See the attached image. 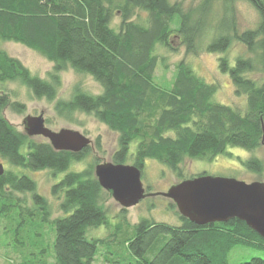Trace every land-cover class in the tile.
I'll use <instances>...</instances> for the list:
<instances>
[{
  "label": "trees",
  "instance_id": "16d2710c",
  "mask_svg": "<svg viewBox=\"0 0 264 264\" xmlns=\"http://www.w3.org/2000/svg\"><path fill=\"white\" fill-rule=\"evenodd\" d=\"M248 1L259 12L260 23L239 32L233 16L227 21L232 33L220 35L205 49L225 51L237 40L258 56V64L250 56L238 57L235 65L220 58V69L230 74L235 93L246 95L244 113L214 101L219 85L205 81L185 60L177 63L171 87L155 82L156 48L161 43L172 48V22L180 20L177 37L188 52H197L196 41L212 0L198 8L197 18L193 9L186 11L171 0H0V40L22 43L53 63L48 77L41 78L0 49V82L26 85L37 98L54 102L58 114L70 121L78 111L106 124L118 134L113 162L131 161L143 170L146 159H155L181 181L189 178L181 167L188 158L212 160L230 145L257 150L264 144V81L248 75L264 73V0ZM69 68L92 76L103 91L93 94L77 85L71 98L57 99L60 74ZM15 103L18 108L23 105ZM8 104V96L0 94V159L34 171L65 174L52 186L63 215L51 219L52 208L38 193L36 181L5 168L0 176V223L13 237L17 256L3 264H93L104 238H91L88 231L108 223L106 196L112 195L95 175L98 159L80 170L70 169L87 156L89 147L82 152L56 150L48 140H34L4 116ZM95 144L101 149V137ZM244 163L258 173L264 171L257 156ZM19 192L32 193L31 204L17 198ZM120 217L123 229H130L125 239L129 257L104 255L106 264H230L235 247L264 249V238L238 218L199 225L181 215L180 225L142 218L129 226L126 216ZM48 225L52 232L45 228ZM40 231L46 243L30 237ZM51 234L55 239L49 241ZM240 264H264V259L252 257Z\"/></svg>",
  "mask_w": 264,
  "mask_h": 264
},
{
  "label": "rangeland",
  "instance_id": "374dc122",
  "mask_svg": "<svg viewBox=\"0 0 264 264\" xmlns=\"http://www.w3.org/2000/svg\"><path fill=\"white\" fill-rule=\"evenodd\" d=\"M180 2L184 10H194V17L199 16L198 8L207 0H171ZM211 10L207 17V23L203 33L197 39V52H188L187 46L178 38L175 31L179 25L178 18L172 22L170 43L172 48L168 49L159 44L156 48L158 56V65L155 71V82L164 88H169L173 84L176 75V65L182 60L202 77L208 83H216L219 89L213 96V100L223 104L238 108L243 113L246 111V95H237L235 85L228 72L220 69V58L227 57L230 65H235L236 59L240 56L252 57L258 64V56L250 52L246 45L237 40H232L227 50L221 52L206 51V46L222 34L230 33L232 28H228L232 17H235L237 29L242 32L246 29L255 28L261 20L257 9L248 0H234L224 2L223 0H212ZM146 16L145 12L141 13ZM144 21V18H140ZM145 22V21H144ZM0 49L6 50L11 56L18 58L31 71L33 75L41 78H47L48 72L52 70L53 63L39 52L31 49L22 43L15 41L0 40ZM250 77L257 79L259 82L264 81V73L254 71L248 74ZM61 86L59 88L57 99L68 100L71 98L74 88L78 85L80 89L98 94L103 91L102 85L92 76L84 73H78L69 68L61 72ZM0 94H6L9 104L3 109L4 116L19 130L25 131L24 119L28 115L37 116L41 113L45 116L46 126L54 131L62 128L79 130L92 139V145L89 146L87 156L78 163L71 166L70 169H82L97 158L96 165L103 162H113V154L118 149V134L112 131L106 124L97 120L94 116L84 112H75L74 121L62 117L55 109L54 102L50 103L46 98H37L33 92L19 82H0ZM15 102L23 104L19 108ZM101 137V149H99L95 140ZM36 141H47L43 136H32ZM137 141L131 144V154L135 153ZM23 151H25L23 149ZM253 156H257L264 162V144L257 150H247L239 146H228L225 153L219 154L216 158L210 160L207 158L186 159L181 165L185 177L192 178V175H212L219 177L235 178L245 182L263 181L264 171L258 173L245 165L244 161ZM5 168L14 169L18 173H25L32 177L37 183V191L45 196L52 208V217L56 218L63 215L59 208L60 200L53 195L52 186L59 182L65 173L54 174L49 169L31 170L19 166H14L2 160ZM128 163H131L129 161ZM132 164V163H131ZM200 176V175H199ZM196 177V176H195ZM188 179V178H186ZM142 181L146 188L147 196L138 204L124 208L117 202L112 195L106 196V207L108 209V223L97 228H90L88 236L91 238H104V242L99 244V251L93 264H106L104 255H118L119 257H129V250L125 244L128 237L129 228L123 229L120 215H125L129 226L139 222L142 218H149L160 222H169L180 225V212L176 204L173 208L169 206L174 204L169 197L162 195L170 186L180 182L179 177L165 164L155 159L148 158L145 160L142 172ZM17 198L30 203L32 193H16ZM174 202V203H173ZM50 231V225L45 227ZM31 235V238L40 239L46 243V236L43 231ZM56 235V234H55ZM55 236L51 234L48 240H54ZM17 239L14 242L17 243ZM33 239L29 240L32 241ZM39 241V240H38ZM13 237L5 231L4 222L0 223V263H11L16 258L13 250ZM40 242V241H39ZM252 257H261L264 259V249L235 247L230 252V264H240ZM53 260V259H51Z\"/></svg>",
  "mask_w": 264,
  "mask_h": 264
},
{
  "label": "water",
  "instance_id": "95a60500",
  "mask_svg": "<svg viewBox=\"0 0 264 264\" xmlns=\"http://www.w3.org/2000/svg\"><path fill=\"white\" fill-rule=\"evenodd\" d=\"M29 136H43L56 150L82 152L92 139L79 130L62 128L54 131L46 126L43 113L24 119ZM264 142V138H263ZM5 165L0 159V176ZM142 168L134 164L99 163L95 175L100 185L111 192L124 208L138 204L147 196L142 181ZM175 202L180 214L192 222L205 225L238 218L264 238V182H245L235 178L200 175L181 180L162 193Z\"/></svg>",
  "mask_w": 264,
  "mask_h": 264
}]
</instances>
